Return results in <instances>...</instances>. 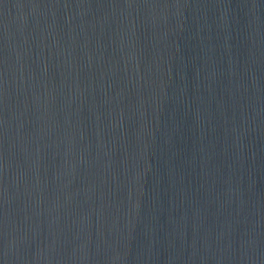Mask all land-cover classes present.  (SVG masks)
<instances>
[{
	"label": "water",
	"instance_id": "95a60500",
	"mask_svg": "<svg viewBox=\"0 0 264 264\" xmlns=\"http://www.w3.org/2000/svg\"><path fill=\"white\" fill-rule=\"evenodd\" d=\"M0 264H264V0H0Z\"/></svg>",
	"mask_w": 264,
	"mask_h": 264
}]
</instances>
